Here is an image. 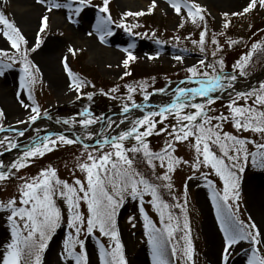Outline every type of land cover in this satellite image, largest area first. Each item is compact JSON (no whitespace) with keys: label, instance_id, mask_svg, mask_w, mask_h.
I'll use <instances>...</instances> for the list:
<instances>
[{"label":"rangeland","instance_id":"374dc122","mask_svg":"<svg viewBox=\"0 0 264 264\" xmlns=\"http://www.w3.org/2000/svg\"><path fill=\"white\" fill-rule=\"evenodd\" d=\"M93 1L98 2L97 7L92 4ZM55 2L61 4L71 3V8L74 9L76 7L75 3L67 0H55ZM189 2L200 5L204 9L203 13L209 17L208 21L205 20L203 23L193 25L191 20L187 18V9L182 7L181 13L177 14L171 7L170 0H155L154 8H152L153 0H110L109 13L115 21V25L109 27L112 29L113 35L107 37L105 42L101 43L96 31V25L98 16L103 15L99 13V6L102 5V0H91L90 6L83 8L79 15L72 13L68 7L53 8L51 12L47 11L50 0H45L43 4L39 3L38 0H0V12L20 29L28 41V48L35 47L38 34L43 41L40 48L35 52L29 53V59L40 70L37 74L38 80L31 89V99H29L28 89H21L19 87L20 75L22 73L18 63L14 64L11 68L4 69V74L0 75V111H3L5 114L3 118H0V129L16 128L25 132L24 136H19L17 130H15L8 135L0 136V140H4L7 137L14 140L19 146L25 147L32 145L36 138H40L50 131V126L44 120L36 121L35 123L29 122L30 109H26L23 104L32 105L33 102L39 105L41 116H45L43 113L46 111L47 118L51 117L50 120L63 127L77 129L82 127L79 124L65 125L62 122L74 116V114H69L64 110L69 109L74 112L76 108H80L89 101L87 96L81 97V91L77 92L74 88H70L71 79L64 68V63L66 60L72 72L75 69L77 70L73 60L74 56L82 57V64L94 70L101 80L111 85H116L126 76L127 68L124 67L123 60L127 55L124 50L128 49L136 57V60L131 61L129 64L144 68H161L157 70L158 73H162L161 78L158 80L160 88L171 94L174 93L175 88L178 86H198L194 82L186 80V77L190 75L186 70L188 67H198L201 58L190 57L189 53L201 55L205 62L212 61L210 56L200 51L198 44H193V41H199L200 32L206 26L210 34L207 43L210 53L219 49L222 50L223 56L221 59L224 61V72L232 73L233 65L245 55L244 52L246 50L243 46V48H233L232 44L230 45V41L234 33L237 32L239 34L237 38L243 37L249 28L248 23L257 22L261 18H264V9L257 8L244 15L239 23L231 24L225 28L222 23L224 13H228L229 15L234 12L241 13L249 0H240L234 4L228 3L227 0H189ZM150 8H152L151 11H149ZM126 12L150 13L155 15V21L162 19L164 26L161 27L160 32L163 33L165 38H174L175 43L172 44L175 45H171L170 42L164 43L159 40H147L143 37H136L124 31L123 28L118 27L117 25L121 23L131 24V16H124ZM69 15H71V20L68 18ZM43 16H48L49 18L48 28L43 33H39ZM181 24L184 25L181 27ZM2 30L3 25H0V50L6 51L11 56L14 50L11 49L10 42L3 37ZM89 33H92V35H89ZM160 35L162 36V34ZM161 39L165 40L164 38ZM170 39L167 41H170ZM213 40L217 41V43L214 44ZM129 45H134V47L129 48ZM181 45L184 47L181 48ZM70 48L74 50L75 54L69 52ZM177 55L182 57L181 61L175 59ZM149 57L153 58L149 59ZM8 63L11 62L6 57H0V64ZM50 68H54L53 72ZM218 68L219 65L217 66ZM200 70L211 72V69L207 68H201ZM85 76L88 77V74H85ZM249 77L250 75L242 77L238 75V79L235 82H245ZM180 81H185V84L181 85ZM262 82H264V79L259 81L255 87L247 90H245L246 84L237 85L235 88L248 92L254 88L258 89ZM2 86L6 87L5 92L1 91ZM123 91L124 89L120 87L118 92L110 93L111 96L109 97H93L92 101L86 103L90 107L88 110L95 115H100V118L109 112L122 110L125 103L131 104L127 100L128 92L124 93ZM77 96L80 98L77 99ZM112 96L117 98L112 99ZM236 98V94L230 98H213L215 102L208 106L211 109L208 115L213 117L221 114L230 116L229 101ZM206 99V97H197L195 102L205 103ZM133 100L136 104L145 101L143 93L139 88H137L135 95H133ZM21 101H23V104ZM67 101L68 103L64 104ZM250 104H252V99L245 102L239 101L237 105L248 106ZM184 111L194 110L185 109ZM76 119L79 120L78 118ZM105 119L106 121L111 120L114 123L111 128H107L105 122L99 141H102L105 136L118 135H114L113 129L121 119L117 118L116 114H111ZM20 121H25L26 123H20ZM57 121L60 122L58 123ZM175 123V118L169 116L164 124L157 125V130L160 127H168L170 130V126ZM212 123L216 124L218 121L213 120ZM130 127L131 124L128 123L118 132L127 130ZM222 130L237 135L240 138L253 141V143L247 145L250 153L257 152L256 144L264 143V137H261L259 133L251 131L238 132L233 128L231 119L224 122ZM89 135H91L90 140H94L96 136L94 133L82 134L81 138L86 139ZM146 139L150 149L154 152H159L165 147V141L169 137L166 133H161L160 135H152ZM29 140L33 141L29 143ZM194 142V138H189L188 141L174 145L175 152H173V155L187 160L189 163L178 165L175 171L170 174L173 185L171 190L163 187L171 194L172 202L163 199L161 195L160 197L170 206L179 203L186 207L190 237L194 249L193 261L190 264H222L224 234L220 229L217 210L211 199V190L206 185V181L201 174H206L207 179L211 180L215 189L220 192L223 189V181L220 180L210 167L201 166L199 169L191 167L196 155L192 147ZM134 144H136L134 139L126 141L125 148H131ZM97 147H99V144H89L87 151L97 155L95 151ZM6 148L7 141H5V145L0 146V151ZM23 150L24 148L19 153V157L22 156ZM109 150L108 145L104 146L100 150V154ZM213 151L218 156L221 155L216 146H213ZM85 159L84 144H80L79 142L72 145L58 144L53 151L46 153L43 157L32 158L28 166L20 169L18 173L12 170L14 175L10 179L0 181V203H6L11 198H16L19 201L18 188L23 183L20 177L31 178L37 176L42 169L49 167V165L56 169L59 179L67 181L69 184H73L76 179H80L86 185V174L81 172L78 167V163L83 162ZM143 159L147 169L152 172V176L159 177L166 171V167L161 168L159 166V161H155L156 168L153 169L147 164L144 157ZM13 161L8 162L5 158L0 163L4 166H10ZM243 166L245 171L240 173V200L238 202V209L234 210L237 211L239 219L244 221L245 224L249 223V217H251V222H255L261 233L264 234V168H261L258 163L253 165L251 156H249L247 163ZM2 170L7 171V167ZM189 177L193 178L189 179ZM157 180L161 186L166 183L165 181ZM185 187H187L186 205ZM151 199L150 195L145 194L143 203H141L138 198L132 199L130 196H126L124 203L117 211V229L121 243L124 246V255L128 264H152V250L144 228V214H147L157 228H163V225L161 224L159 213L149 202ZM55 200L57 207L61 209L62 220L41 254V264H75L74 260H66L64 258V241L67 239L69 232L72 231L67 224V205L58 195L55 197ZM141 207L144 209V214L140 211ZM79 211L85 216L86 231L87 204L85 202L81 201ZM167 211L172 212L174 216L180 218L182 227L184 217L181 209L170 207ZM8 215H10V212L0 210V261H2L7 244L11 243V226L7 220ZM183 235V231L177 230L174 237L167 244L168 257L171 264H184V259L179 252L176 256H171L173 245H176L178 248L184 246ZM80 238L85 242V251L88 255L89 264H101L100 244H103L105 249L110 251V245L113 242L110 241L109 237L101 236L98 230H94V233L89 235H85V232L82 231ZM258 247L260 248V254L264 255V244ZM76 252H80L79 246H77ZM230 253L229 264H247L248 256L251 254V246L247 241H244L233 247ZM25 258H22V264H24ZM32 259L34 260V257ZM28 264H31V261H28Z\"/></svg>","mask_w":264,"mask_h":264},{"label":"snow or ice","instance_id":"6c2138e0","mask_svg":"<svg viewBox=\"0 0 264 264\" xmlns=\"http://www.w3.org/2000/svg\"><path fill=\"white\" fill-rule=\"evenodd\" d=\"M38 2L43 4L45 0H38ZM73 2L76 4L74 9L71 8V3L61 4L55 2V0H50L47 11L51 12L53 8L68 7L72 13L79 15L83 8L91 4V0H73ZM109 3L110 0H102V5L99 6V13L105 14L98 16L96 25L101 43L105 42L107 37L113 35L112 29L109 27L113 22L109 13ZM170 3L177 14L181 13L182 7L186 8L187 18L192 23L197 24L205 21L204 9L200 5L189 2V0H170ZM154 7L155 0L152 4V8ZM257 8L264 9V0H249L241 13L234 12L231 15L248 14ZM143 14V12H126L124 16H141ZM228 15V13H224L226 18ZM68 18L71 20V15ZM48 19V16L42 17L39 33H43L48 28ZM228 23L226 20L225 28L228 27ZM0 25H3V37L10 42L11 49L14 50L11 56L6 51L0 50V57H6L11 62L0 64V75L4 74V69L11 68L18 63L22 73L19 87L28 89L29 99H31V89L38 80L37 74L40 70L29 59V53L40 48L43 41L38 34L35 47L28 48V41L20 29L13 22H10L2 12H0ZM117 26L131 31V28H128L125 24L121 23ZM182 26L183 24H181ZM132 27H136V25H132ZM206 34L207 28L205 26V29L200 32L199 41H193V44L200 46L201 52L205 50ZM89 35H92V33H89ZM213 43L216 44L217 41L213 40ZM236 43L237 41H230V45ZM261 44H264V41L260 44L253 43L251 45L252 50L235 62L232 73L224 72L223 59L217 62L218 69L215 64L206 65L205 60L201 59L199 67L192 66L186 70L190 74L186 77V80L194 82L198 85L197 87L178 86L175 88L171 103L160 107L158 111H148L142 118L130 120V128L119 132L116 136H105L102 142H98L99 147L95 149L97 155L88 152L89 145L84 144L86 159L78 163V167L81 172L86 174V185L80 179H76L73 184L59 179L56 169L52 168L51 165L42 169L37 176L31 178L20 177L23 183L18 188L19 201L16 198H11L6 203H0V210L10 212L7 220L11 226V243L7 244L0 264H22V258H25V256L24 264H28V261H31V264H41V254L62 220L61 209L57 207L55 201L57 195L67 205V224L69 229L72 230L64 241V258L66 260H74L75 264H89L85 242L80 238V235L82 231L85 232V235H89L93 234L94 230H98L101 236H107L113 242L110 245V251L105 249L103 244H100L101 264H128L117 229V211L124 203L126 196H130L132 199L138 198L143 203L145 194L151 196L152 199L149 202L159 213L163 225V228H157L147 214H144L143 207L140 208L141 213L144 214V228L152 250V264H171L167 244L174 237L177 230L184 232L182 239L185 244L180 248L173 245L171 256H176L179 252L184 259V264H190L193 261L194 249L190 237L186 207L179 203L172 206L165 203L158 191L161 185L150 183L148 179L144 178L135 169L134 161L129 157V153H142L147 164L153 169L156 168L155 161H159V166L161 168L166 167V171L157 179L165 181L166 183L162 187L171 190L173 185L170 174L175 171L178 165L189 163L187 160L173 155V152H175L174 145L188 141L189 138H194L195 142L192 147L196 154L191 167L194 169H199L201 166L210 167L223 181V189L220 192L215 189L213 182L207 179L206 174H201L211 190V199L217 210L220 229L224 234L222 264H229L230 250L244 241H247L251 246V254L248 256L247 264H264V255L260 254V248L258 247L264 244V234L261 233L255 222H251V217H249V223L245 224L244 221L239 219L237 211L234 210L238 209L240 200V173L245 171L243 165L247 163L249 156H251L253 165L258 163L261 168H264V143L256 144L257 152L250 153L247 145L253 143V141L222 130L224 122L231 119L233 128L238 132L251 131L264 137V82L259 85L258 89L254 88L248 92L236 93L237 99L244 101L252 99V104L238 106L236 100H232L228 105L230 116L221 114L213 117L208 115V112L211 111L208 106L214 103V99L209 94L232 88L234 82L238 79V75L241 77L246 76V69L252 55L257 49L261 48ZM131 47H134V45H129V48ZM124 51L127 55L123 60V65L127 68L131 61L136 60V57L128 49ZM69 52L75 54L71 48ZM212 55L215 56L216 52H213ZM152 58L149 57V59ZM175 59L181 61L182 57L177 55ZM64 68L71 79L70 88H74L79 92L86 82L71 71L66 60ZM201 68L211 69V72L201 71ZM129 74L125 73V75ZM180 84H185V81H180ZM126 87L127 100L131 104L125 103L122 112L128 114L130 107H141L133 100V93L137 91V88L143 93L145 101L149 99L151 93L147 91L148 85L146 83H140L136 87L131 85H126ZM118 91L119 86L110 89L109 93ZM157 91L164 92L165 90L161 88ZM109 93L103 94L108 95ZM93 95L92 92L87 93L89 101L92 100ZM197 97H206L207 99L205 103H199L195 102ZM79 98L77 96V99ZM111 98L116 99L117 97L112 96ZM21 103L23 104V101ZM23 106L30 109L29 122L35 123L41 117V109L35 102L32 105L23 104ZM185 109L194 111L185 112ZM43 114L47 116L46 111ZM4 115V112L0 111V118H3ZM78 115L82 118L77 120L72 117L62 122L65 125L79 124L85 130H88L91 125L97 124L101 120L100 117H94L93 113L87 108ZM169 116H173L176 123L170 126V130L168 127H160L157 130V125L164 124ZM127 119L128 116H125V120ZM213 120L218 121V123L213 124ZM20 123L26 122L20 121ZM113 123L111 120L106 121L107 128H111ZM120 123L123 124L124 121L122 120ZM103 130L104 126L102 125ZM161 133H166L169 139L165 141L164 148L159 152H154L150 149L146 138ZM17 134L24 136L25 132L17 130ZM88 138L91 139V135ZM132 139L136 141V144L131 148H125V142ZM5 141H7L8 149L18 147L14 140L7 137L0 140V146L5 145ZM77 142L83 143L80 137L70 139L63 134H57L54 138L49 135L43 136L42 139L36 138L31 146L24 147L22 156L16 162H13L10 166H4L0 163V181L10 179L14 175L12 170L18 173L20 169L28 166L32 158L43 157L46 153L53 151L58 144L72 145ZM105 145H108L110 150L100 154V150ZM213 146L219 149L221 155L218 156L213 151ZM5 167H7V171L2 170ZM192 178L189 177V179ZM184 195L186 205L187 187H185ZM81 201L87 204L86 231L85 216L79 211ZM170 207L181 209L184 217L182 227L180 218L167 211ZM77 246L80 248L79 253L76 252Z\"/></svg>","mask_w":264,"mask_h":264},{"label":"trees","instance_id":"16d2710c","mask_svg":"<svg viewBox=\"0 0 264 264\" xmlns=\"http://www.w3.org/2000/svg\"><path fill=\"white\" fill-rule=\"evenodd\" d=\"M67 1L74 3L73 0H67ZM97 3H98L97 1L92 2V4L95 5V7H97V5H98ZM103 15H105V14H103ZM203 15L205 16V20L208 21L209 17H207L204 13H203ZM244 15H246V14H244ZM244 15H236V16L229 15L227 18L224 16L223 21H222L223 27L225 25L226 20L229 22L228 26H230L231 24L239 23ZM130 19H131V24H129V25L125 24V25H127L128 28H131V31L126 30V28H123L124 31L130 33L131 35H135L136 37L137 36L143 37L147 40H159V41L164 42V43L170 42L171 45H175V44H172V43H175L174 38H172V37H171L172 39H170V37L165 38L163 36V33L160 32L161 27L164 26V22L162 19L155 21V15L154 14L146 13V14H143L141 16H131ZM112 21H113L112 24L109 26L115 25L114 24L115 21L113 20V18H112ZM197 24H199V23H197ZM248 24H249V28L246 30V33L243 35V37L237 38L239 35L237 32V33H234V36L231 39V41H237L236 44H232L233 48L245 47L246 51L244 52V54H246L247 52L252 50L251 45L253 43L260 44L262 41H264V18H261L257 22H251ZM132 25H136V27H132ZM193 25H195V24L193 23ZM160 34H162V36ZM135 36H133V37H135ZM209 36H210L209 30L207 29L204 52L206 53L207 56H210L212 61L211 62H205V64L214 63L216 66H218L217 62L219 60H221V58L223 56L222 55L223 51L220 49L217 51H214V52H216L215 56H213L212 53H210V51L207 47ZM161 38H164L165 40H163ZM168 39H170V41H167ZM180 47L182 48L184 46L181 45ZM262 49H264V44H261V48L257 49L253 53L252 58L249 62V65L247 66V69H246L248 76L251 75L253 72H255L260 66L264 65V50H262ZM81 59H82V57H80V56H74L73 57V60H74L76 67H77V70L76 69L73 70V73H75L77 76L80 77V79H82L86 82L85 86L80 89L82 96H87V93L92 92V93H94L93 97H95V98L109 97V96H111V94L109 93V90L114 88V87H117V86H119V88L122 87V89H124L123 92L127 93L126 85H131L133 87H136L140 83H146L148 85L147 91L150 93L153 91H157L158 89H161L160 83L158 82V80L161 78L162 73L157 72V70L161 69L160 67H157V69H155L153 67L152 68H144V67H139V66L134 65V64H129V66L127 67V73H130V74L123 77L122 81H120L116 85H111V84L107 83L106 81L101 80L97 76V74L94 72V70H91L90 68H87L86 66H84L82 64L83 60H81ZM85 74H88V77L85 76ZM103 93H109V94L105 95ZM133 95H135V93H133ZM232 100H236V104H238L239 101L245 102L244 100L237 99V98L232 99ZM231 101H229V103ZM89 102L90 101H88L86 103H89ZM86 103L84 105L82 104L83 106H81L80 108H76L74 110V112H73V110H69V109H66L64 111L69 113V114H72V115L74 114L73 117L80 119L82 117H80L78 114L83 112L84 109L90 108L88 105H86ZM93 116L94 117H100V115H95V114H93ZM129 157L133 159L134 167L138 172H140L146 179H148L150 183L159 185L158 184L159 181L156 178L157 176H152V172L149 169H147L145 161H144L143 156L141 154L129 153ZM158 191H159L160 195L163 197V199L172 202V196L166 189H164L161 186L158 189Z\"/></svg>","mask_w":264,"mask_h":264},{"label":"water","instance_id":"95a60500","mask_svg":"<svg viewBox=\"0 0 264 264\" xmlns=\"http://www.w3.org/2000/svg\"><path fill=\"white\" fill-rule=\"evenodd\" d=\"M189 56L190 57H196V58L202 57L201 55H199L197 53H189ZM255 77H263V79H264V67H262L259 71L252 74L249 78H247L245 80V82H235L232 88H229V89L224 90V91H216L213 94L211 93V95H209V96L212 98H217V99L230 98L231 96L235 95L237 92H243V91H245L251 87H255L257 85V83H259L260 80L253 81L251 84H249V81L254 79ZM189 82H192V81H189ZM243 84L247 85L245 90H237L235 88V86L243 85ZM167 94H170V93L164 91V92L154 93V94L150 95L149 99L147 101H143L141 103H138L141 106L140 108H131L130 107V112L128 114L123 113L122 110L117 111V112H109L106 115H104L97 124L91 125L88 130H85L83 127H81L80 129L62 127L59 124H56L53 121H51L50 119L44 117L42 119H44L45 122L50 126V131L46 132L43 136L49 135V136L53 137L57 134H63L70 139H76L77 137L81 138L82 134H90V133L95 132L96 136H95L94 140H90L88 138H86V139L81 138L83 143H80V142L79 143L80 144H87V145L98 144V140H99V138L101 136L100 134L102 132V125L103 126L105 125V122H106L105 118L106 117H108L111 114H116L117 118H120L123 120L125 118V116H129L132 112H136V116H135L134 120L141 118L145 114H147L148 111H158L160 107L166 106L169 103H171V101H169L165 104H160V105H157V104L154 105V104L150 103L151 98L163 97V96H167ZM10 131H11V129H5V130L1 131L0 134H6ZM116 134H118V133H115L114 135H116ZM43 136H41L40 138L42 139ZM20 149L21 148L17 147V148H12V149L0 152V160L4 159L6 157L10 158L9 160L13 159L18 154Z\"/></svg>","mask_w":264,"mask_h":264},{"label":"bare ground","instance_id":"6f19581e","mask_svg":"<svg viewBox=\"0 0 264 264\" xmlns=\"http://www.w3.org/2000/svg\"><path fill=\"white\" fill-rule=\"evenodd\" d=\"M22 1H24V0H22ZM238 1H240V0H227V2L230 3V4L238 3ZM19 14H22V13H19ZM47 66H49V64H47ZM50 70H52V72H53L54 68H52V69L50 68ZM52 72L50 71V73H52ZM54 73H55V72H54ZM52 74H53V73H52ZM262 79H263V77H255L254 79H252V80L249 81V84H251L253 81H258V80L262 81ZM5 88H6L5 86H2L1 91H4V92H5ZM229 91H230V90H229ZM172 98H173V94H172V95H168V94H167V96L151 98V99H150V103H151V104H154V105H155V104H157V105L165 104V103L171 101ZM135 116H136V112H132V113L128 116V119H127V120H125V118L123 119V121H124L123 124L120 123V122L122 121V120H121V121H120V122L114 127V129H113V133H115V132L119 131L121 128L125 127V126L129 123L130 120H133V119L135 118Z\"/></svg>","mask_w":264,"mask_h":264}]
</instances>
